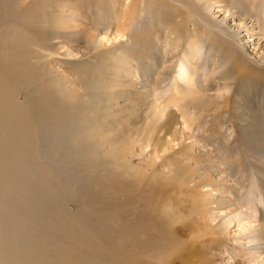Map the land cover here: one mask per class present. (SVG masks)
<instances>
[{"label":"rangeland","instance_id":"374dc122","mask_svg":"<svg viewBox=\"0 0 264 264\" xmlns=\"http://www.w3.org/2000/svg\"><path fill=\"white\" fill-rule=\"evenodd\" d=\"M34 4L33 22L4 43V51L33 75L14 97L26 111L40 98L37 123L76 117L87 137L56 142L52 132L39 131L36 159L44 179L30 187L34 195L18 230L19 246L3 235L0 218V247L17 264H264V0H208V9L197 4L195 16L169 0ZM200 16L220 29L225 20V29L239 28L241 46L221 43ZM117 19L130 32L129 63L114 77L120 40L100 37L112 36ZM191 38L203 44L204 75L216 73L200 74L194 93L178 80L177 111L167 103L172 66ZM45 43L54 56H45ZM224 80L227 92L216 90ZM162 103L167 109L153 121L160 129L152 133L156 148L147 146L151 126L132 142ZM182 111L189 114V130L181 127ZM171 135L178 140L172 155H163L159 148ZM182 174L188 180L197 174L204 184L183 191L177 181ZM201 195H208L202 196L209 202L204 211ZM43 201L52 204L50 211L35 209ZM18 214L15 208L14 223ZM53 223L57 232L42 228ZM102 223L110 224L106 235L97 229ZM117 223L122 232L106 240ZM28 242L34 244L23 255Z\"/></svg>","mask_w":264,"mask_h":264},{"label":"bare ground","instance_id":"6f19581e","mask_svg":"<svg viewBox=\"0 0 264 264\" xmlns=\"http://www.w3.org/2000/svg\"><path fill=\"white\" fill-rule=\"evenodd\" d=\"M37 1L38 0H0V218L4 221V224L2 225L3 235L6 238L12 237L14 239V244L18 246H19L18 230L22 229L21 224L23 223V218H26L28 206L31 204L34 195V191L33 189H30V187L33 188L34 183H36V185L39 186V181L44 179V172H45L44 167L40 164L38 157L36 159V156H39L40 154L38 144L35 143L36 140L39 138V131L45 130L46 132H52L54 134L56 142L61 137L65 138V142H78L80 141L79 139H83V137H87L86 136L87 134L79 129V122L76 117L65 118V116H61V117L59 116V118L63 120H60L59 118L56 117L50 124H47L45 122L37 123L34 119V116L39 110L43 108L44 105L43 102L40 100V98H37L35 103L30 107L29 111H26L25 109L19 108L18 102L14 97V90L20 89L27 82L31 81L33 75L31 73H27L26 71H24V68L22 66L23 65L22 60L15 61L13 55L10 52L4 51V49H6L4 43L7 38L15 37L14 35L21 36V34L25 32L28 23L33 22V20L35 19L34 16L35 14H32V12L30 11V5L34 2H35L34 5H36ZM169 1L175 2L176 4L180 5L185 9V11L191 13L192 15L195 14L194 9H197L199 11L200 5L198 6L197 4H201V3L205 5L208 4V0H203L197 3L193 1L189 2L187 0H169ZM38 6H40L39 3ZM209 7L210 6L206 5L207 9ZM197 16H199V14ZM118 19L121 20L120 18ZM119 20L117 26L114 28L111 37L109 36L108 32L104 33L100 37V39L103 40L104 38L107 41L112 38L120 40L121 48L119 49L117 54L118 57L116 59L117 63L115 64L116 68H114V77L118 76L120 71H124L125 69L124 65L129 63L125 56L126 55L125 46L129 45L128 42L130 40V37L128 34L130 32L126 33L129 30L126 23L124 21L120 23ZM198 21L203 26L204 29L217 30L219 33L218 39L222 41L221 43H224L225 45L233 48L232 41L235 40L239 42L238 39L239 28H237L236 31L225 29L227 24L226 20H225V24L224 21L219 22L220 24L224 25L223 29H220L214 22L213 23L208 22L203 16L198 17ZM240 26L244 27L241 24ZM176 40L181 41L180 38H176ZM239 43L241 46V42ZM178 46H180L178 43L174 45V47L176 48ZM202 46L203 44L200 41L191 38L186 43V47L181 51L182 52L181 55L179 56L176 55L177 58L175 57L176 59H175V63L172 66L173 73L171 76L172 92H171V97L167 100V103L169 105L171 104L172 106H175L177 111L182 106V105L178 106V102H179L178 98L179 96H182L181 95L182 92H180L178 88L179 86L176 85L178 80L186 81L187 83H189L188 85L194 88L191 91L192 93H194L196 92L197 89L196 86L198 84L197 77L200 74H203V77L206 75H210L213 77V75L216 73V71H213L212 73L208 72L206 73V75H204L205 66L203 63H205L207 56L205 52L202 51L203 50ZM53 49L54 47L52 45L50 46L48 43H45V48H44L45 56L46 57L50 55L54 56V53L56 52L53 51ZM120 78L122 79L123 75H121ZM164 81L165 79L161 78V82ZM229 86L230 83H227L224 80L216 87V90L223 89L222 91L224 92L226 89H229ZM161 96H163V94ZM159 98L160 97H155V100ZM167 106L168 105L164 103L158 106L159 112L153 116L154 119L152 118L153 119L152 123H150V125H148L147 123H145V125H142V127L134 133L135 137H132V142L135 141V139L139 136L140 132H144V130L148 129L151 126V129L149 130L151 135L147 138V146L151 145L150 142H152V144H154L153 146L156 148L157 143L152 133H155L157 130L154 127L155 123H153V121L156 122L160 120V118L166 111ZM186 108L188 110V107ZM44 109L42 111H44ZM184 111H182L181 114V118H182L181 127L185 131L190 129V122H189L190 119H188L189 114L183 113ZM189 137L190 136H187L188 139ZM176 139L178 140L176 136L171 135V138L166 140L165 144H163L162 147L159 148L160 149L159 151H161L163 155L172 153V151L174 150V142ZM185 139L186 138L182 139L181 142L178 141L179 143L178 145L181 146L183 143H185L184 142ZM177 152H179V150ZM42 153L47 154V152L44 150L42 151ZM171 155L172 154H169L168 156ZM90 158L94 159L97 158V156L94 153H91ZM16 166H22V167H16ZM38 166H41L44 172L39 170ZM52 172L53 171H49L48 173H52ZM29 173H32V176L29 175ZM177 181L179 183V186L183 187V191L185 190L186 192L189 191L190 189L198 188L204 184V182L200 180V176H198L197 174L191 176L189 180L186 178V176L182 174L177 179ZM191 183L192 185H189ZM202 196L207 198L208 195H201V202L198 203V206H200V211H204L205 210L204 207L207 206L209 203L205 199H202ZM5 206H8V209L3 210ZM15 208H17V210L19 211L18 214L19 219L14 223L12 216L15 211ZM35 209L37 211L41 209L50 211L52 209V204L45 201L39 202L35 205ZM102 224L105 225L97 229H104L106 235L111 228L110 224L109 223H102ZM116 226L117 227L115 229H113L114 227L111 229L113 233H109L108 238H106V240L108 241L113 240L114 233L122 232L123 229L122 224L117 223ZM2 228L0 226V231H2ZM42 228L49 230L50 232L51 229L52 231L54 229L57 232L59 230V224H54V223L52 225L45 224L44 226H42ZM50 240L56 241V237H51ZM33 244H34L33 242H28L24 248H21L22 254L28 255L27 252L29 251V248ZM12 248L16 250L14 246ZM3 249H5V247H3ZM3 249L0 247V264H17L16 262L13 261L11 254L7 251H4Z\"/></svg>","mask_w":264,"mask_h":264}]
</instances>
